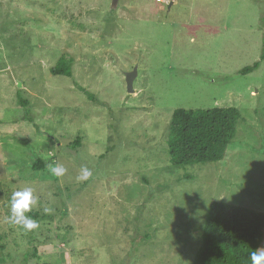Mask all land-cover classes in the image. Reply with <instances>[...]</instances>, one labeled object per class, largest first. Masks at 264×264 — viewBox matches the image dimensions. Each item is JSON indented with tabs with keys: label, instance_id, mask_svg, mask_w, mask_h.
<instances>
[{
	"label": "rangeland",
	"instance_id": "obj_1",
	"mask_svg": "<svg viewBox=\"0 0 264 264\" xmlns=\"http://www.w3.org/2000/svg\"><path fill=\"white\" fill-rule=\"evenodd\" d=\"M110 2L0 0V264H192L212 200L264 211V59L239 74L264 0ZM61 57L70 75L51 72ZM214 106L240 111L224 158L173 167L174 109ZM24 187L31 231L8 221Z\"/></svg>",
	"mask_w": 264,
	"mask_h": 264
},
{
	"label": "trees",
	"instance_id": "obj_2",
	"mask_svg": "<svg viewBox=\"0 0 264 264\" xmlns=\"http://www.w3.org/2000/svg\"><path fill=\"white\" fill-rule=\"evenodd\" d=\"M263 59L264 37L260 60L245 66L239 74L257 69ZM51 72L55 75L71 74L63 57ZM239 118L240 111L233 106L174 109L166 136L171 165L185 167L222 160L236 136ZM78 142L79 138L75 145ZM32 167L43 169L45 165L37 159ZM263 239L264 211L212 200L202 224L201 243L192 264H251L249 254L259 250Z\"/></svg>",
	"mask_w": 264,
	"mask_h": 264
},
{
	"label": "clouds",
	"instance_id": "obj_3",
	"mask_svg": "<svg viewBox=\"0 0 264 264\" xmlns=\"http://www.w3.org/2000/svg\"><path fill=\"white\" fill-rule=\"evenodd\" d=\"M48 171L56 177H61L66 173V168L58 164H48ZM93 175L92 170L87 166H82L80 175L77 177L79 181H87ZM38 204V197L34 195L32 187H24L12 193L10 200V216L9 223L21 226L26 231L39 228V222L26 215L32 211V208ZM44 213L52 212L51 208L45 207ZM251 264H264V248L259 251H253L250 254Z\"/></svg>",
	"mask_w": 264,
	"mask_h": 264
},
{
	"label": "water",
	"instance_id": "obj_4",
	"mask_svg": "<svg viewBox=\"0 0 264 264\" xmlns=\"http://www.w3.org/2000/svg\"><path fill=\"white\" fill-rule=\"evenodd\" d=\"M119 0H111L110 9L115 10L118 7ZM173 4V0L169 3V7ZM136 68L131 71L125 72V82L128 92H134L133 82L136 77Z\"/></svg>",
	"mask_w": 264,
	"mask_h": 264
},
{
	"label": "built area",
	"instance_id": "obj_5",
	"mask_svg": "<svg viewBox=\"0 0 264 264\" xmlns=\"http://www.w3.org/2000/svg\"><path fill=\"white\" fill-rule=\"evenodd\" d=\"M156 2L158 3H164V4H167V3H170L171 0H155Z\"/></svg>",
	"mask_w": 264,
	"mask_h": 264
}]
</instances>
